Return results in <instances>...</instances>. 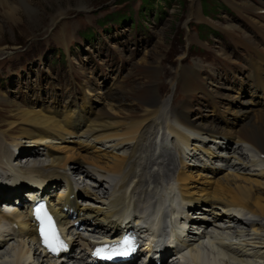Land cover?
Returning <instances> with one entry per match:
<instances>
[{"label":"bare ground","instance_id":"6f19581e","mask_svg":"<svg viewBox=\"0 0 264 264\" xmlns=\"http://www.w3.org/2000/svg\"><path fill=\"white\" fill-rule=\"evenodd\" d=\"M32 2L33 0H0V7L12 20L16 18L18 9H25L29 19H32V25L38 27L35 24V17L38 14L32 10ZM254 2L258 8L255 11L261 12L264 5L256 0ZM86 9L87 6L84 5L79 8V10ZM233 17L241 29L250 32L249 39L257 41L255 44L257 48L247 45L243 52H231L239 58H244V53H250L253 60L252 66L255 71L253 84L263 97L262 101L256 103L258 107L255 110L256 115H250L253 112L252 109L241 111L243 108H231L232 117L224 119L222 126L202 127L192 122L186 111L187 106L198 105L195 98L185 103L172 102L168 111L165 112L163 108L157 106L160 102L157 92H151L148 97L143 96L137 99L139 108L150 111L149 116L134 119V114L125 115V118L116 121L117 119L109 114L108 108V110L100 108L98 111L101 115H99L93 111L91 106L87 108L88 104L81 106L71 99L63 103L57 102L56 92L51 87L48 96L55 101L49 106L40 98L36 90H31V94L19 93L13 97L19 104L12 100L8 102L9 108L5 105L0 106V118L8 117V110L10 113L8 122H5L8 131L0 125V181H30L41 184L55 178L65 176L70 178L67 169L76 173L81 172L88 181L94 178L97 171H89L85 163L80 160L69 165L73 161L72 155L64 158L58 154H49L47 162H39V156L48 148L55 147L56 144L63 145L69 139L85 145L86 148L94 149V153L97 150L96 144H101V147H105V153L100 159L105 166L104 168L95 167L99 168L102 174H105L103 170L107 169L117 177L111 183L114 195L109 197L93 192V200L99 204L98 207L87 208L84 216L68 223L75 224L77 221H82L80 226L92 223L96 228L104 230L107 236L117 233L123 221L144 214L149 206L151 207L148 215L150 220L163 207H166V212L160 217L159 225L162 229L161 237L167 241L169 238L166 231L167 222H170L171 218L175 219L182 215V207L189 205V209L193 211L206 204L208 207L200 208L201 214L210 215L215 220L212 222L207 216L202 218L207 220L204 224L209 229H216L214 222L231 220L238 226H243L244 230L231 228L229 232H224L218 229L220 232L217 234L220 237L216 238L215 244L219 251L210 246H202L199 250L193 251L190 264H261L258 262L264 260V200H262L264 197V30L261 29H264V16L257 15L259 21H251L243 15ZM228 28L235 29L231 25ZM223 38L229 40L228 35ZM243 44L244 37L238 38L237 45ZM178 75V85L184 88L187 94L191 93V85L185 82L186 75L180 71ZM76 78L79 79V76L77 75ZM192 86L198 87L197 84ZM42 92L45 95L44 89ZM86 92H91L88 87H86ZM87 95L85 98L88 97ZM231 98L236 99V97ZM141 100L147 101L142 102ZM13 109H16V112ZM161 110H164L163 113ZM115 112L118 115L123 114L121 107H117ZM110 116L113 119L107 118ZM160 124L163 125L162 131H149L153 126ZM119 126L123 128L119 129ZM111 130H116V134H107ZM170 136L176 137L188 149V159L206 157L210 164L204 163V169L213 172L222 169L218 166L211 168L210 165L222 162L229 173L223 178L215 179L214 183H202L204 185L201 188L191 183L192 175L189 173L187 160L183 157L177 160L170 152L168 146ZM162 137H166L167 141L162 140ZM157 138H161L163 150L159 151L156 158H153L150 153L156 152L155 140ZM217 139L227 141L224 147L218 148L219 152L214 148L219 145ZM230 143H233L234 147ZM55 149L62 152L67 151L65 147ZM16 150H19L18 154ZM230 151L233 152L231 157L225 154ZM138 152L146 156L140 163V170L137 169ZM23 159H28L26 163L24 162L27 169L17 174L16 165ZM157 163L162 165L159 171L147 172ZM175 172L178 173V181L182 189L181 206L175 205L173 192L170 189L174 188L173 185H170V188H161L162 180ZM247 175L258 176L263 181L253 180L246 177ZM193 177L197 181L195 175ZM232 179L244 182L246 186L232 184ZM161 189L163 193L160 194ZM195 190L204 192L201 197H198ZM222 209L224 213L218 214V211ZM245 216H249L248 219ZM20 217L22 220L16 221ZM3 221H8L9 226H0V247L4 249L7 246L6 252L0 256V264H67L51 260L30 244V242L38 244V239L36 228L27 218L26 211L22 216L0 214V224ZM180 223L183 228L188 223L197 224L189 215L181 217ZM175 232L177 233L176 240L183 245L188 244L183 236L185 238L195 237L189 229H179ZM249 232L253 233V238L245 241L240 247L226 242L224 236L226 233L241 237ZM92 244L93 242L86 237L76 236L73 240V248L77 246L80 252L70 264H88L84 257L87 255L88 247ZM189 246L193 249L196 245L189 244ZM155 261L154 259L150 264Z\"/></svg>","mask_w":264,"mask_h":264},{"label":"rangeland","instance_id":"374dc122","mask_svg":"<svg viewBox=\"0 0 264 264\" xmlns=\"http://www.w3.org/2000/svg\"><path fill=\"white\" fill-rule=\"evenodd\" d=\"M256 1L264 5V0ZM203 2L206 12L202 10ZM32 5L38 14L35 17L38 27L32 25L25 9H18L12 20L0 7V106L9 108L8 102L12 100L19 104L13 97L19 93L31 94V90L39 92L49 106L47 102L53 101L48 96L50 87L56 92L55 99L75 98L81 103L86 95L74 96L66 91H76L82 85L89 87L91 83L95 111L109 109L112 117L121 119L132 114L134 119L149 116L150 111L139 108L137 99L157 92L160 101L157 106L165 112L172 102L185 103L195 98L199 105L186 107L191 110V121L202 127L222 126L224 120L211 124L202 121L216 117L212 108L202 105L204 86L217 98L222 97L224 104L235 101L236 104L231 103L235 107H253L245 102L249 96L239 100L238 92L232 87L212 80L234 63L248 67L219 45L229 42L223 38L225 35L236 39L250 35L239 28L233 16L243 15L259 21L256 16H264V9L262 13L255 11L258 8L254 0H33ZM81 5L87 9L79 10ZM141 21L143 26L138 24ZM229 25L235 29L228 28ZM89 33L93 34L91 39L86 37ZM246 43L253 41L246 40ZM216 57L223 61H217ZM179 71L186 75L185 82L192 87L189 94L178 85ZM248 71L247 68L245 75H240L242 81L246 80ZM118 85L122 87L115 95L114 88ZM208 104L217 106L214 100ZM225 106L221 105L222 111L226 110ZM117 107L122 108L123 114L115 112ZM8 117L0 118V125L7 131ZM56 147H65L67 151H57ZM52 150L64 158L72 155L69 165L80 160L100 168L105 166L100 159L105 150L97 149L92 157L77 150L74 143L55 145ZM193 174L197 183L215 181L206 174ZM231 183L246 186L233 179ZM179 187L177 182L180 192ZM82 234L88 239L99 236L91 231H82Z\"/></svg>","mask_w":264,"mask_h":264},{"label":"snow or ice","instance_id":"6c2138e0","mask_svg":"<svg viewBox=\"0 0 264 264\" xmlns=\"http://www.w3.org/2000/svg\"><path fill=\"white\" fill-rule=\"evenodd\" d=\"M35 211L37 219H39L42 224L41 235L44 238L45 245L52 251H56L57 248L63 247L51 223V218L44 211V206L40 205ZM132 250V242L126 239L122 245H106L97 248L95 255L111 259L113 255L127 256Z\"/></svg>","mask_w":264,"mask_h":264},{"label":"trees","instance_id":"16d2710c","mask_svg":"<svg viewBox=\"0 0 264 264\" xmlns=\"http://www.w3.org/2000/svg\"><path fill=\"white\" fill-rule=\"evenodd\" d=\"M205 4H206V3H205V2H203V5H202V9H203V11H204V12H206V11H207V10L205 9Z\"/></svg>","mask_w":264,"mask_h":264}]
</instances>
